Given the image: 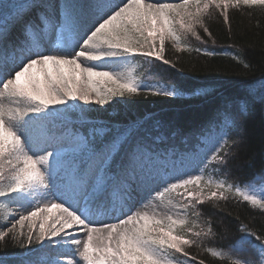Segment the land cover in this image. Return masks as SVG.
Returning <instances> with one entry per match:
<instances>
[{"label":"snow or ice","instance_id":"snow-or-ice-1","mask_svg":"<svg viewBox=\"0 0 264 264\" xmlns=\"http://www.w3.org/2000/svg\"><path fill=\"white\" fill-rule=\"evenodd\" d=\"M242 9L252 15L264 0H10L0 8V207L14 204L7 215L18 216L0 225V248L10 238L28 257L56 252L49 264H206L191 248L227 264H264V228L241 223L227 253L205 247L203 239L217 233L215 213L206 217L201 207L221 212L231 199L264 215V170L243 187L227 179L243 142L237 115L264 105V79L236 101L238 114L224 102L201 134L193 174H176L191 158L171 147L179 130L170 122L96 123L81 108L79 123L88 130L67 131L77 101L103 106L126 96H180L182 85H149L134 67L119 69L137 56L175 67L165 58L169 42L178 52L230 55L193 49L187 38L213 39V18L231 33L230 11ZM197 94L207 96L204 89ZM53 113L66 117L59 134ZM65 143L70 147H52ZM170 194L179 199L166 200ZM0 264L8 262L0 256Z\"/></svg>","mask_w":264,"mask_h":264},{"label":"trees","instance_id":"trees-1","mask_svg":"<svg viewBox=\"0 0 264 264\" xmlns=\"http://www.w3.org/2000/svg\"><path fill=\"white\" fill-rule=\"evenodd\" d=\"M14 2L24 3L25 0H14ZM8 3L10 0H0V8ZM252 13L249 15L248 10L243 9L231 10V33L223 24L222 18L209 20L213 39L204 36L206 44H200L192 37L187 38L193 49L209 48L230 55L206 57L196 51L178 52L169 42L166 44L165 58L175 67L166 65L162 61L156 63L153 60L148 63L143 57L137 56L131 58L130 65L119 69L127 71L128 68L134 67V75L139 77L142 83L149 85L158 87L182 85L180 96L171 98L126 96L113 99L107 105H97L96 108L79 105L71 114L72 120L76 123L74 126L69 125L67 131H72L73 127L81 132L88 130L79 123L81 108L87 109L89 121L96 123H119L130 120L154 122L153 117H155L170 122L179 130V135L170 142L171 147L178 155L187 154L191 158V161L186 162L176 174H193L198 171L193 153L199 151L201 134L210 130L212 121L223 109L225 101H231L229 111L238 114L236 101L247 98L251 82L264 79V10L253 9ZM201 35L203 36L202 30ZM233 55L239 57V63L233 59ZM245 64L249 67L245 68ZM201 89L206 90L207 96L197 94ZM51 119L58 127L55 129L57 134L65 131L60 127L66 119L64 114L53 113ZM236 123L243 136V142L235 149V159L229 165L227 179L243 187L264 170V105L252 104L246 115H237ZM52 147L68 148L70 145L53 144ZM174 196L175 194H170L166 198ZM203 209L206 217L215 213L213 224L217 235L209 238V242L203 243L205 247H212L214 250L227 253L229 246L242 234L238 230L241 223L258 232L264 228V215L248 206L237 207L231 199L221 212H217L210 205ZM12 210H16V205L0 207V225H4L7 220L18 219V216L7 215ZM8 239V246L0 248V256L8 264H21L25 259H31L34 264H39L33 257L25 254L27 250L13 246L10 238ZM189 252L199 259H204L206 264H227V260L214 259L199 248H191ZM53 253L55 256V252ZM232 255L235 257L237 254L232 253Z\"/></svg>","mask_w":264,"mask_h":264},{"label":"rangeland","instance_id":"rangeland-1","mask_svg":"<svg viewBox=\"0 0 264 264\" xmlns=\"http://www.w3.org/2000/svg\"><path fill=\"white\" fill-rule=\"evenodd\" d=\"M32 19H35V18H32ZM17 38H19V36H15V39H17ZM154 61H155V60H154ZM155 62L157 63L158 61H155ZM76 105H77V106L82 105L83 107H86V108H89V107H91V108H96V106H97L96 104L84 105V104H82V103H80V102H78V101L76 102ZM167 199H171L173 202H175V201H177V200L179 199V197H177V196L175 195V196L172 197V198H166V200H167ZM156 204H157V206H158L156 210H158V211H164V210H165V209L159 207V204H160L159 201H157ZM205 206H209V205H202L201 207L204 208ZM137 208H140V205H139V204L137 205ZM140 210L148 211V212H152V211H153V208H152V207H148V208H140ZM96 222H97V223H101V222H108V221L97 220ZM8 226H10V224H9ZM209 241H210L209 238H204V239H203V243H206V242H209ZM36 247H39V246H36ZM250 253H252V250H251V249H249L248 253H242V254H240V255H245V256H246V255H248V254H250ZM25 254L27 255V252H26ZM55 254L57 255L56 252H55ZM253 254H254V253H253ZM53 255H54L53 252H49L47 249H45L44 251H40V252L35 253V254H34L33 256H31V257H33L34 260L38 261L39 264H49V260L53 257ZM43 257H46V258H43Z\"/></svg>","mask_w":264,"mask_h":264}]
</instances>
